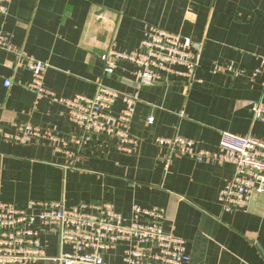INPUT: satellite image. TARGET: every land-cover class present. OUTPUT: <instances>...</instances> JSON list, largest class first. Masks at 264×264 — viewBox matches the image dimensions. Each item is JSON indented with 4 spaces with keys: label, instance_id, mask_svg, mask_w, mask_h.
I'll return each mask as SVG.
<instances>
[{
    "label": "crops",
    "instance_id": "0c3cea01",
    "mask_svg": "<svg viewBox=\"0 0 264 264\" xmlns=\"http://www.w3.org/2000/svg\"><path fill=\"white\" fill-rule=\"evenodd\" d=\"M151 26L202 43L192 80L173 75L143 85L127 60L113 74L105 72L101 55L139 50ZM0 29L11 39L9 50L0 49L5 131L16 133L13 123L26 121L59 137L82 135L63 100L92 97L100 81L138 96L130 131L139 141L129 154L104 133L93 132L81 146L49 139L21 143L0 135V201L35 213L40 207L31 201L66 207L111 201L127 223L135 218L134 205L160 207L163 230L186 239V264H264V196L226 211L219 197L235 166L198 161L159 142L182 136L217 150L225 130L264 140V122L252 111L254 103L264 102V0H12L0 14ZM20 55L48 64L44 84L53 97L29 87L33 76ZM125 105L119 98L112 113ZM42 243L50 256L70 250L50 230ZM126 247L105 251V264H128Z\"/></svg>",
    "mask_w": 264,
    "mask_h": 264
},
{
    "label": "built area",
    "instance_id": "2783aa9c",
    "mask_svg": "<svg viewBox=\"0 0 264 264\" xmlns=\"http://www.w3.org/2000/svg\"><path fill=\"white\" fill-rule=\"evenodd\" d=\"M10 2L0 0V13H7ZM10 42V36L0 31V49L9 50ZM201 50L202 43L191 37L151 26L139 50L110 49L101 55V60L108 74L115 72L120 60L131 61L137 67L139 82L152 85L167 82L173 75L193 79ZM23 58L33 76L29 87L38 94L53 97L54 92L44 84L48 64L28 55ZM4 85L10 87L12 81L6 79ZM119 98L126 105L115 115L112 107ZM137 100V95L123 93L99 81L92 97L77 95L63 100L70 108L72 121L83 129L82 135L59 137L26 121L13 123L16 133H9L0 126V135L21 143L49 139L63 145L81 146L93 132L104 133L118 140L120 151L130 154L139 142L130 131ZM253 110L255 117L264 121V103L255 104ZM152 121L150 117L149 122ZM221 135L217 151L199 149L194 140L182 136L162 137L159 142L168 143L176 152L198 161L215 159L232 163L234 176L219 198L226 211H234L252 205L257 196H264V140L226 130ZM30 206H39L40 210L30 212L26 207L0 201V264H34L42 260L59 264H105L104 252L120 244H127L124 260L128 264H186L191 260L186 239L163 230L165 210L160 207L134 205L135 218L127 223L111 201L79 207H66L61 202L31 201ZM142 217L146 220L142 221ZM46 230L57 233L60 246H68L70 250L62 249L57 256L48 255L42 243Z\"/></svg>",
    "mask_w": 264,
    "mask_h": 264
},
{
    "label": "trees",
    "instance_id": "16d2710c",
    "mask_svg": "<svg viewBox=\"0 0 264 264\" xmlns=\"http://www.w3.org/2000/svg\"><path fill=\"white\" fill-rule=\"evenodd\" d=\"M12 1V0H11ZM10 4V3H9ZM9 4H8V8H9ZM0 14H2V13H0ZM0 31H3L2 29H0ZM4 32V31H3ZM6 33V32H5ZM198 69V68H197ZM186 78H188V77H186ZM189 80H192V79H190V78H188ZM257 103H260V102H257ZM257 103H254V105H253V107H252V111H253V114H254V110H253V108H254V106H255V104H257ZM264 103V102H263ZM254 118L255 119H257L256 117H255V115H254ZM258 120H260V119H258ZM260 121H262V120H260ZM264 122V121H263ZM221 134H222V131H221ZM221 136L222 135H220V141H221ZM220 145V144H219ZM197 147V146H196ZM197 148H199V147H197ZM199 149H203V148H199ZM206 150H210V149H206ZM217 150H219V147H218V149ZM217 150H213V151H217ZM187 157H190V158H192V159H195V158H193V157H191V156H187ZM197 160V159H196ZM205 160V159H204ZM222 162V161H221ZM187 253L189 254V252H188V250H187ZM190 255V254H189ZM190 257H191V255H190Z\"/></svg>",
    "mask_w": 264,
    "mask_h": 264
},
{
    "label": "water",
    "instance_id": "95a60500",
    "mask_svg": "<svg viewBox=\"0 0 264 264\" xmlns=\"http://www.w3.org/2000/svg\"><path fill=\"white\" fill-rule=\"evenodd\" d=\"M56 264H59V262H56Z\"/></svg>",
    "mask_w": 264,
    "mask_h": 264
}]
</instances>
